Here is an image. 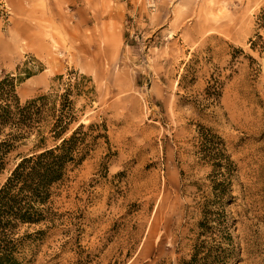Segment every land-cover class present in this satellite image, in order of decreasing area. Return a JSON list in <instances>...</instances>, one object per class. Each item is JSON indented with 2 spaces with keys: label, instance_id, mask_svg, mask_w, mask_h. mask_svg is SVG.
<instances>
[{
  "label": "rangeland",
  "instance_id": "rangeland-1",
  "mask_svg": "<svg viewBox=\"0 0 264 264\" xmlns=\"http://www.w3.org/2000/svg\"><path fill=\"white\" fill-rule=\"evenodd\" d=\"M262 9L264 0H0V80L14 79L21 103L69 91L68 134L106 129L54 189L53 224L31 227L45 234L27 264H179L197 241L225 245L227 233L233 264H264ZM199 127L235 167L223 207ZM33 145L7 156L0 186ZM203 207L215 219L206 233Z\"/></svg>",
  "mask_w": 264,
  "mask_h": 264
},
{
  "label": "trees",
  "instance_id": "trees-1",
  "mask_svg": "<svg viewBox=\"0 0 264 264\" xmlns=\"http://www.w3.org/2000/svg\"><path fill=\"white\" fill-rule=\"evenodd\" d=\"M258 21L264 25V9ZM212 89L216 93L217 86ZM69 96L67 91L53 100L42 95L21 103L14 79L6 76L0 80V174L6 169L7 156L17 145L34 139L33 148L17 156L18 161L0 186V264H27L29 244L45 234L42 229L30 231L31 227L45 224L48 228L56 217L52 210L54 189L67 181L69 173L81 165L98 139L106 138L100 133L92 135L100 130L106 132L103 124H80L68 134L75 121ZM57 99L61 100L58 108ZM198 139L202 160L211 165L215 175V201L218 207H223L231 198L228 196L230 177L235 167L218 135L199 127ZM207 208L203 207L202 220L198 223L203 233L215 220ZM226 220L222 211L220 224L224 225ZM224 231L228 228L224 227ZM223 244L197 241L190 258L179 264H233L237 252L228 233Z\"/></svg>",
  "mask_w": 264,
  "mask_h": 264
}]
</instances>
